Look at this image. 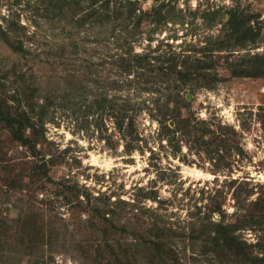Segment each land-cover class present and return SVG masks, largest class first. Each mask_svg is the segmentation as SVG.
<instances>
[{
    "label": "rangeland",
    "instance_id": "1",
    "mask_svg": "<svg viewBox=\"0 0 264 264\" xmlns=\"http://www.w3.org/2000/svg\"><path fill=\"white\" fill-rule=\"evenodd\" d=\"M161 2L162 11L167 4L172 6L165 20L167 23L163 21L155 29L154 21H144L134 47L137 50L144 48L150 31L155 39L151 46L163 38L174 52L185 49L196 57L201 56L196 48L210 49L215 63L211 71L215 72L217 80L209 88L185 87L183 94L189 106L182 109L181 114L193 118L195 128L203 121L211 130L221 132L224 138L227 136L229 151L211 143H194L193 134L172 131L174 124L171 121H167L171 131L163 133L162 125L148 117L146 105H143L134 117L129 114L140 140L133 150L125 152L120 135L106 115L100 117L98 112H93L84 119L81 111H72L71 103L66 105L68 99L62 98L59 90L51 98L53 92L42 89V95L47 94L50 102L41 118L42 127L37 128L42 133L35 145L38 154L32 155L26 147L11 141L7 130H0V156L5 159L0 162V248L3 249L0 264H97L84 259L81 251L83 245H87V250L102 254L95 248L103 236L98 235L100 232L92 224L85 225L89 214L85 195L90 196V200L101 197L103 202H108V198V204L113 208L122 204L124 213L115 223L117 227L123 221L135 223L136 218L144 224L150 223L149 212L136 211L138 207L152 210L160 216L162 223L172 227V223L182 226L194 206L202 207L208 195H213L216 190V194L220 193L218 199H222L220 210L225 220L230 221L236 211L231 195L235 186L239 183L253 186L251 197L256 195L259 186L264 189V76H231L226 68V62L264 53V0H138V6L148 11L152 5ZM45 4L43 0H0V26L4 28L6 19H12L28 38L24 41L25 46H37L40 50L38 58L27 56L26 61L0 40V69L20 64L25 83L29 84L33 79L41 88H52L56 82L61 86L63 81L58 76L66 74L60 62H54V66L49 63L57 58L47 55V50L63 43L67 55L64 53L61 60H66L65 63L73 61L69 70L77 69L76 63L81 57L89 55L86 50L69 55V50H74L71 43L75 40L82 46L91 47L90 58L98 60V56L91 53L93 50L103 53L105 44L91 40L107 34L111 24L92 27L85 24L75 33V28L66 24L65 19H53L51 10L46 12ZM232 12H241L248 17L247 25L256 33L254 41L247 37L240 43L226 35L229 33L227 19ZM85 34L88 38L81 40ZM14 79L8 75L3 81L7 93L14 88ZM145 98L150 100L147 94L140 96V99ZM35 102H42L41 94ZM34 108L37 110L36 106ZM221 125L227 132L221 130ZM208 137L209 134L204 137L205 141H209ZM41 156L46 159L48 177L29 176L31 165L40 162ZM19 174L20 177L12 180L13 175ZM230 180H234L231 185ZM71 186L75 189L68 190ZM64 196L71 203H78L79 209L73 210ZM31 204L36 211L44 213V223L48 217L54 220L53 226L42 229L43 224L31 219L26 214ZM218 218L219 213L213 212L212 219ZM28 224H32L33 233L27 243L22 240L23 231L19 229ZM64 224L66 228L57 231ZM119 230L113 235V229H110L106 234L108 240L99 244L116 245ZM124 232L120 233L123 237ZM240 234L246 243L258 245L253 251L264 250V224L258 230L245 229ZM49 238L52 240L50 246L45 243ZM178 245L175 253L179 264H230L212 260L208 254L206 257L201 255L197 249L188 247L186 241ZM140 259L142 264H153L146 256Z\"/></svg>",
    "mask_w": 264,
    "mask_h": 264
},
{
    "label": "trees",
    "instance_id": "2",
    "mask_svg": "<svg viewBox=\"0 0 264 264\" xmlns=\"http://www.w3.org/2000/svg\"><path fill=\"white\" fill-rule=\"evenodd\" d=\"M43 1L46 2L44 6L46 12L50 9L53 19H65L66 24L75 28L73 31L75 33H78L85 24L92 27L110 23L111 28L107 34L100 37L97 35L91 40L94 43L105 44L107 50L105 49L103 53L101 50H93L91 55L96 54L98 60H92L90 58L92 48L82 46L74 40L71 43L74 50H69V55L75 54L76 51L86 50L89 57H81L76 63L78 68L71 71L69 68L73 67L74 62L65 63L66 60H61L64 53L67 55V49L63 43H57L56 47L47 50L46 53L57 58L56 61H49V63L54 66V62H60L66 76H58L60 81H63L61 82L63 86L56 82L54 86H51L52 88H49L50 86L41 88L39 83L34 84L33 79L29 84L25 83L24 71L20 64H13L8 69H0V130H7L11 141H16L26 147L32 155L38 154L35 145L38 142L37 137L42 133L37 128L42 127L41 118L50 102L47 94L42 95V89H44V92H53L51 98H54L56 91L59 90L62 98L68 99L65 102L66 105L71 103L69 105L72 107V111H81L84 119L93 112H98L100 117L106 115L120 135L125 152L133 150L140 140L130 115L134 117L136 113L138 114L143 109V105H146L148 117L162 125L163 133L171 131L172 128L169 129L167 125V121H171L174 124L172 131L181 130L185 134H193L192 141L194 143L198 145L211 143L229 151L230 144L227 143V136L224 138L221 132L211 130L203 121H201L202 125L195 128L194 119L189 115L181 114V110L189 106L186 95L183 94L185 87L209 88L217 80L215 72L211 71L215 63L210 49L208 47L196 48L201 53V56L196 57L187 53L185 49L174 52L171 45L163 38L157 40L156 45L151 46V41L155 39H152L150 31L146 35V46L140 50L134 47L135 42L141 36L142 23L152 20L156 29L160 23L167 19L168 11L172 9V6L167 4L166 9L162 11L163 2H161L152 5L148 11H144L138 6V0ZM247 18L241 12L230 13L227 19L229 33L226 35L233 36L240 43L247 37L254 41L256 33L247 25ZM167 21L163 23H167ZM115 26L118 28L115 29ZM86 35L82 36L81 40L88 38ZM69 36L72 38L71 33ZM25 37L26 34L22 27L12 19H6L4 28L0 26V40L13 53L18 54L26 61L27 56H30V59L38 58L40 50L37 46L27 48L24 41L28 38ZM226 68L231 76L263 77L264 53H253L233 62H226ZM8 75L15 78L12 82L14 88L10 93H7L3 84ZM40 94L42 102L37 103L35 99ZM143 94H147L150 100L140 99ZM73 99L74 101L70 102ZM35 106L37 110H35ZM84 121L87 122V120ZM220 128L227 132L222 125ZM25 129L31 131L27 133ZM231 129L229 128L230 132L233 131ZM208 134L209 141H205L204 137H207ZM3 160L5 159L0 156V162ZM45 163L46 159L41 156L40 162H34L31 165L28 175L47 178ZM222 164L228 165V162ZM18 177L20 174L13 175L12 180ZM47 180L50 181L49 178ZM229 182L231 185L234 180ZM253 188V186L248 187L240 183L233 188L231 195L236 211L230 221L225 220V215L220 210L222 199H218L217 194L220 193L216 194V190L213 195H208L207 201L202 207L194 206V211L189 212L188 220L182 226L172 223V227L162 223L160 216L152 210L138 207L136 211L142 209L144 212H149L150 223L144 224L136 218L134 219L135 223L133 220L130 223L123 221L122 225L118 224L119 228L115 223L120 221V217H123L122 204L113 208L108 204V198H106L108 202H103L101 197L90 200L91 197L85 195L89 212L85 218L86 227L92 224L97 228L100 232L98 235L103 236L99 238L102 242L106 241V234L110 232V229H113L111 234L117 233L118 229H120V233L125 230V237L119 233V237L115 240L116 245L99 244V241L95 248L99 252L102 251V254L99 255L87 250V245H83L84 248L81 249L83 258L97 264H142L140 258L146 256L148 261L153 264H179L180 260L175 253L178 251L176 247H179L178 243L186 241L188 247L197 249L205 257L207 254L210 255L213 257L212 260L219 263L264 264V250L253 251V248L258 245L246 243L240 234V231L245 229L258 230L264 224V189L259 186L255 192L256 195L251 197L254 194ZM70 189H75V187L71 186L68 190ZM64 198L69 206L73 207V210L79 209L78 203H71V200L66 196ZM213 212L219 213L217 220L212 219ZM26 214L31 219L43 224L42 229L44 226L49 227L54 224V220L50 217L44 223L42 216L44 213L36 211L33 204L30 205ZM81 221L83 222L84 219ZM41 228L39 229L42 230ZM62 228H66L65 224L57 231ZM19 231H23L22 240L28 243L31 233H33L32 224H28L26 228H21ZM123 238L125 240L120 241ZM73 241L75 242V240ZM80 241L78 240V242ZM51 242L52 240L49 238L45 243L50 246ZM62 247H64L63 244ZM2 250L1 247L0 262L3 255ZM207 259L211 261L210 257Z\"/></svg>",
    "mask_w": 264,
    "mask_h": 264
}]
</instances>
